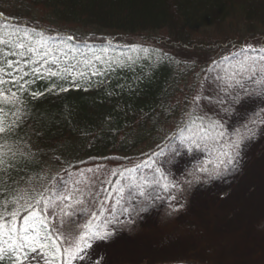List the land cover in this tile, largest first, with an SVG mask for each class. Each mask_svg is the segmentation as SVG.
Here are the masks:
<instances>
[{
	"label": "trees",
	"instance_id": "1",
	"mask_svg": "<svg viewBox=\"0 0 264 264\" xmlns=\"http://www.w3.org/2000/svg\"><path fill=\"white\" fill-rule=\"evenodd\" d=\"M226 24L244 38L264 40V0H0L5 38L15 41L18 34L35 29L57 37L51 47L78 49L70 54L77 59H84L80 53L89 58L95 53L111 61L94 62L103 74H89L77 81L79 87L37 79L17 99L0 100V121L7 129L0 133V204L24 203L46 193L54 174L93 165H121L123 170L131 163L156 161V153L178 140L193 96H212L206 86L190 83L191 76L198 70L206 75L222 56L219 50L235 45L227 37V45L211 47L197 34ZM142 34H153L154 44L108 38ZM66 36L73 38L67 46L61 42ZM102 48L106 54L99 52ZM207 53L205 61L201 57ZM61 85L68 91H60ZM32 91L43 94L33 99ZM210 103L213 108L200 103V110L224 124L219 106ZM204 159L200 165L214 171L207 162L215 161L216 153L206 151ZM119 178V173L112 177L107 194Z\"/></svg>",
	"mask_w": 264,
	"mask_h": 264
},
{
	"label": "rangeland",
	"instance_id": "2",
	"mask_svg": "<svg viewBox=\"0 0 264 264\" xmlns=\"http://www.w3.org/2000/svg\"><path fill=\"white\" fill-rule=\"evenodd\" d=\"M152 35L108 38L127 43L142 41L152 45ZM154 36L160 37V34ZM197 37L210 41L211 47L218 43L221 47L224 43L227 45L229 40L226 38L229 37L235 39L236 49L246 42L256 44L264 41L258 37L244 38L235 26L230 30L227 24L221 30L208 28L201 31ZM226 48L224 52L218 49V54L224 56L234 50V47ZM184 56L190 58L191 54ZM201 58L208 61V53ZM212 75H215V69ZM190 80V83L200 85L199 88L206 86L203 87L204 91L208 90L212 96L203 98L201 104L213 108L211 101L213 105L219 106L218 112L229 134L241 128L254 112L264 110V98L253 97L243 98L231 113H225L223 108L228 105V101L219 103L222 94L217 83L209 78V72L204 75L198 70ZM174 149L177 150L176 154L173 153ZM164 153L163 157H156L155 164L148 160L136 162L123 170L121 165H93L71 173L54 174L48 188L62 178L69 183L74 178L82 179L79 177L81 172L92 176L93 173L87 172L88 169L96 170L97 174L108 170L123 173L111 194L106 193L108 184L103 185V190L99 192V184L90 190L98 194L100 199L108 197L103 210L98 211L97 223L112 235L106 240L95 241L85 259L74 264H264V129L243 146L235 170L214 179L201 175L197 170L205 160L206 151L188 153L177 140L166 147ZM145 162L152 167L161 166L166 178L179 184V190L173 188L165 192L160 187H148L145 191L150 194V198L140 197L135 185L145 183V177L148 181L154 177L152 168L145 167ZM128 169L135 170L129 172ZM193 170H197L195 175L200 177L199 181L191 175L187 177ZM185 181L192 183L189 185ZM121 187L125 189L123 198L116 190ZM172 196L176 199H171ZM83 198L87 200L91 196L86 194ZM118 199L119 204L116 203ZM75 219L83 223L85 217L77 213Z\"/></svg>",
	"mask_w": 264,
	"mask_h": 264
},
{
	"label": "snow or ice",
	"instance_id": "3",
	"mask_svg": "<svg viewBox=\"0 0 264 264\" xmlns=\"http://www.w3.org/2000/svg\"><path fill=\"white\" fill-rule=\"evenodd\" d=\"M33 37L37 39L33 40ZM56 39L57 37L45 36L43 32H36L35 29L18 34L15 41L5 38L0 33V100L17 99L18 92H27L26 85L37 79L55 78L56 81L63 80L79 87L77 81L88 78L89 74L91 76L103 74L94 62L111 64V61H105L103 56L95 53L91 58L86 53H80L84 59L70 55L78 51L67 46L66 42L73 39L71 36L61 40L68 47L67 52L49 46V42ZM233 47V51L222 56L220 61L208 69L209 78L217 83L222 94L219 103L224 104L225 100L228 101V105L223 108L225 113H231L233 107L241 103L243 98H264V41H258L256 44L246 42L238 49ZM107 51V48L99 50L105 54ZM70 60H74L75 63H71ZM52 66H55V70ZM26 76H31L32 79L26 81ZM5 85H12L17 91H12L11 88L4 87ZM59 90L68 91L62 85L59 86ZM42 94L30 92L33 99ZM201 102L202 94L198 92L192 98V110L187 114L188 119L176 139L188 153L194 151H207L210 155L216 153L215 161L207 162L214 164V171H210L204 164L197 169L207 178L214 179L235 170L238 166L243 146L254 139L258 131L264 129V110L260 113L254 112L241 128L229 134L221 120L211 119L200 110ZM2 111L3 109H0V112ZM6 131L3 122L0 121V133ZM217 144L220 145V149L215 147ZM173 153L176 154L177 150L174 149ZM155 155L157 158L163 157L164 150ZM145 167L152 168L154 177L151 181L145 177V183L135 185L140 197L150 198V194L145 191L148 187H160L165 192L173 188L179 190V184L168 180L161 166L152 167L145 162ZM197 170L189 172L188 175L198 180L200 177L195 175ZM87 172L93 175L87 176L81 172L79 177L82 179L74 178L71 183L62 178L46 189V193H38L24 203L6 201L0 204V264H74L75 261L85 259L88 249L95 241L106 240L112 235L110 231L101 229L96 223L98 211L103 210L108 197L100 199L98 194L90 190L97 184L101 185V189L97 191L103 190V185L111 183L109 177L117 173L108 170L97 174L93 169H88ZM185 183L191 185L192 181ZM116 190L123 198L125 189L121 187ZM86 194L90 195L91 199H84ZM171 199L176 197L172 196ZM116 203L119 204L120 200L118 199ZM77 213L84 215L83 223L76 221Z\"/></svg>",
	"mask_w": 264,
	"mask_h": 264
}]
</instances>
